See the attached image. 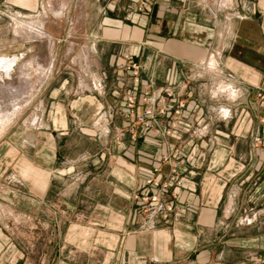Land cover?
<instances>
[{
    "label": "crops",
    "instance_id": "1",
    "mask_svg": "<svg viewBox=\"0 0 264 264\" xmlns=\"http://www.w3.org/2000/svg\"><path fill=\"white\" fill-rule=\"evenodd\" d=\"M127 1L122 18L107 17L100 27V40L114 50L99 53L107 65L89 72L96 91L54 111V164L60 160L59 135L75 129L115 135L113 146L105 147L109 152L65 160V168L57 170L61 180L71 178L78 189L92 191L90 213H99L97 254L87 255L84 264H214L223 212L218 188L236 164L237 142L247 146L248 187L257 178L258 193L264 195V98L259 97L264 91V0H151L149 12L140 10L138 0ZM5 2L10 3L0 0ZM14 2L27 6L26 0ZM119 52L140 65L139 78L118 70ZM148 86L145 106L140 100ZM129 96L138 100V115L149 109L161 129L177 124L175 133L161 137L152 130L126 146L123 132L133 123L123 121ZM180 104L184 108L177 117ZM240 108L248 111L247 126L241 139H234ZM81 163L89 169L78 179ZM149 178L169 188L147 186ZM94 183L99 185L90 189ZM146 195H158L160 202L148 205L137 198ZM224 213L231 216L235 208ZM79 258L67 256L59 264H79Z\"/></svg>",
    "mask_w": 264,
    "mask_h": 264
},
{
    "label": "rangeland",
    "instance_id": "2",
    "mask_svg": "<svg viewBox=\"0 0 264 264\" xmlns=\"http://www.w3.org/2000/svg\"><path fill=\"white\" fill-rule=\"evenodd\" d=\"M9 1L0 3V264H59L72 255L84 264L87 255L97 254L99 213H90L92 191L78 189L79 182L71 178L61 180L57 170L65 168V160L109 152L105 147L113 146L115 135L102 130L94 136L79 129L59 135L60 160L54 164V111L66 110L73 100L96 91L89 72L107 65L99 53L114 50L100 40V27L107 17L122 18L128 1L26 0L25 7ZM125 55L132 58L119 52V65ZM131 62L136 63L133 58ZM90 65L95 66L89 70ZM145 92L150 96V89ZM138 106L137 100L136 114ZM236 113L238 125L231 137L241 139L248 111L240 108ZM84 117L87 121L89 113ZM127 117L124 122L134 120ZM127 133L122 137L126 146L148 134L143 124L137 126L136 140L131 127ZM246 147L237 142L236 164L228 167L218 188L223 212L214 264H264V195L258 193L257 178L251 187L246 182ZM78 168L81 179L89 168L82 163ZM127 186L124 190L129 191ZM232 207L233 215L224 213Z\"/></svg>",
    "mask_w": 264,
    "mask_h": 264
},
{
    "label": "built area",
    "instance_id": "3",
    "mask_svg": "<svg viewBox=\"0 0 264 264\" xmlns=\"http://www.w3.org/2000/svg\"><path fill=\"white\" fill-rule=\"evenodd\" d=\"M138 2H139L140 10L144 11V12H149L151 7H152V4H153V2L151 0H138ZM123 59H124L123 63L121 65H119V71L120 72H124V70L132 71L134 74V77L138 78L139 73H140V69H141L140 65H137L136 63L131 62L132 58H130L128 55H125L123 57ZM146 90L147 91L149 90V86L146 88ZM263 92L259 94V97L262 99L264 98ZM148 96H149V93L144 92V96L141 99V102L143 105L148 102ZM136 106H137V99L134 96L128 97L127 98L128 115L134 119L133 120L134 123H133V125H131V132L133 134L135 133L137 126L139 124L144 125V131L146 132V134L152 130L155 131V134L157 136H171L175 133L172 131V129L177 128V126H178L177 124L172 123L169 129H166V130L161 129L159 127L157 117L154 115V113L151 110L147 109L141 115H138V114H136V111H135ZM183 108H184V104H180L179 108L175 111V115L177 117L180 116L181 110ZM160 114L164 115L165 114L164 110H161ZM228 115H229V111L226 113V117H228ZM136 136L137 135L135 133V135H133V140H136ZM163 161L169 162L170 158L169 157H163ZM172 173H173V175H176V176L178 175V172L176 170L172 171ZM146 184H147V186L157 188L160 191H163V190L169 188V186L167 184H161L152 178L147 179ZM180 184H181V182H180ZM137 198H139L142 202H144L148 205H150L152 203H159L160 202L158 195H155V196L146 195L145 197L139 196ZM148 209L152 211L151 206H149ZM167 210L172 211L173 207L170 205L169 208L167 207Z\"/></svg>",
    "mask_w": 264,
    "mask_h": 264
}]
</instances>
